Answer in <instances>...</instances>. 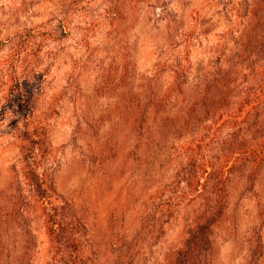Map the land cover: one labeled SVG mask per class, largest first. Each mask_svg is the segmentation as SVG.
Returning a JSON list of instances; mask_svg holds the SVG:
<instances>
[{
	"label": "rangeland",
	"instance_id": "1",
	"mask_svg": "<svg viewBox=\"0 0 264 264\" xmlns=\"http://www.w3.org/2000/svg\"><path fill=\"white\" fill-rule=\"evenodd\" d=\"M253 2L0 0V64L13 46L10 40L16 32H37L28 40L32 45L28 48H39V55L30 58L31 66L23 70L39 63L35 67L40 75L35 115L44 124L50 146L45 167L56 191L73 203L86 224L88 244L91 239L88 264H162L164 251L179 245L185 236L197 205L195 201L172 216L160 215L159 219H167L162 223L163 230L157 220L150 228H142L144 205L152 206L150 217L153 212L158 217L156 210L163 209L161 201L171 195L168 190L174 179V162H170V169L164 164L157 171L145 173L127 161L126 146L121 145L108 162L97 158L107 137L119 144L124 138L110 122L117 120L123 98V87L119 86L121 57L126 58L129 81L133 83L130 93L136 89L137 76L154 75L155 70L159 72L157 86H163L169 72L165 63L156 69L160 57L177 55L170 48L180 47L178 53H183L188 35L192 60L208 57L206 47L215 44L217 35L232 26L233 14L238 10L247 14ZM106 6L118 12L121 23L117 37L101 48L109 31V22L102 18ZM87 22L98 26L89 43L80 35ZM54 28L55 37L44 34ZM179 33L185 38L180 46L177 42L173 47L170 38ZM106 75H110V84L101 83L108 80ZM4 89L5 82L0 79V97ZM13 129L7 118L0 122V207L6 202L1 196L17 184L15 169L20 167ZM245 174L238 169L229 179L223 221L214 230L216 264H264V164L253 181ZM161 188L165 191L155 194ZM0 221V264H50L39 208L33 205L30 213L16 212Z\"/></svg>",
	"mask_w": 264,
	"mask_h": 264
},
{
	"label": "trees",
	"instance_id": "2",
	"mask_svg": "<svg viewBox=\"0 0 264 264\" xmlns=\"http://www.w3.org/2000/svg\"><path fill=\"white\" fill-rule=\"evenodd\" d=\"M253 1L247 14L234 13L232 26L206 47L208 57L192 60L189 35L184 39L183 53H178L180 47L170 48L177 55L160 57L156 69L165 63L169 72L163 86H157L159 72L155 70L154 75L137 74L138 84L130 93L133 83L126 58L121 57L123 98L117 120L110 122L124 138L119 144L107 137L97 158L108 162L121 145L126 146L127 161L145 173L164 164L170 169V162H174V179L168 190L171 195L161 201L163 209L156 210L158 217L154 212L150 217L152 206L144 205L142 228H150L157 220L163 230L167 219H159L160 215L172 216L182 206L197 203L185 236L179 245L164 251L162 264H216L214 230L223 221L230 176L240 169L253 181L264 164V0ZM102 18L109 22V31L101 48L117 37L121 23L111 6L104 8ZM86 24L80 35L89 43L98 26ZM183 33L170 38L173 47L177 42L180 46ZM44 34L52 38L57 31L54 28ZM36 35L29 29L16 32L10 40L13 46L0 64V79L5 82L0 122L7 118L13 126L20 160L15 169L17 184L1 196L6 202L0 207V220L16 212L30 213L35 205L42 212L50 264H88L91 239L88 244L86 224L73 203L56 191L45 167L50 146L44 124L35 115L40 77L35 67L39 63L23 70L31 66L30 58L39 55V48H28L32 46L28 40ZM114 69L118 71V67ZM106 76L108 80L103 79L102 84H110V75ZM164 191L161 188L155 194Z\"/></svg>",
	"mask_w": 264,
	"mask_h": 264
}]
</instances>
